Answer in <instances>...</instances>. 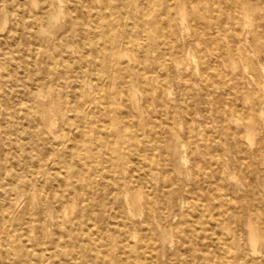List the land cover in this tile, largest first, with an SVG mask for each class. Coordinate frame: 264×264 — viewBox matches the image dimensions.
Segmentation results:
<instances>
[{"label": "bare ground", "instance_id": "6f19581e", "mask_svg": "<svg viewBox=\"0 0 264 264\" xmlns=\"http://www.w3.org/2000/svg\"><path fill=\"white\" fill-rule=\"evenodd\" d=\"M0 264H264V0H0Z\"/></svg>", "mask_w": 264, "mask_h": 264}, {"label": "rangeland", "instance_id": "374dc122", "mask_svg": "<svg viewBox=\"0 0 264 264\" xmlns=\"http://www.w3.org/2000/svg\"><path fill=\"white\" fill-rule=\"evenodd\" d=\"M236 176H237V175H236ZM183 217H185V216L175 215V221H178L179 218H183ZM162 260H167V255H166V254H164V255L162 256ZM89 263H92V262H89Z\"/></svg>", "mask_w": 264, "mask_h": 264}]
</instances>
